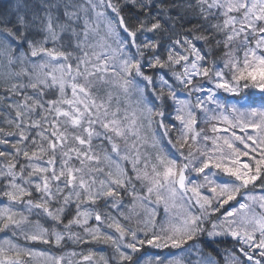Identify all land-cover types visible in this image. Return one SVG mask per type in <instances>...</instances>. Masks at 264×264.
Wrapping results in <instances>:
<instances>
[{
    "label": "snow or ice",
    "instance_id": "1",
    "mask_svg": "<svg viewBox=\"0 0 264 264\" xmlns=\"http://www.w3.org/2000/svg\"><path fill=\"white\" fill-rule=\"evenodd\" d=\"M36 257L264 264V0H0V264Z\"/></svg>",
    "mask_w": 264,
    "mask_h": 264
},
{
    "label": "trees",
    "instance_id": "2",
    "mask_svg": "<svg viewBox=\"0 0 264 264\" xmlns=\"http://www.w3.org/2000/svg\"><path fill=\"white\" fill-rule=\"evenodd\" d=\"M162 215H163V213H162V210H161V214H160V216L157 217V219L158 220L161 219ZM36 247L42 248L44 250L52 251L55 255H63V254L66 255V252H67V250H62V249H58V248H55V247L48 249L47 246H44V245H36ZM227 247H230V245H227Z\"/></svg>",
    "mask_w": 264,
    "mask_h": 264
},
{
    "label": "rangeland",
    "instance_id": "3",
    "mask_svg": "<svg viewBox=\"0 0 264 264\" xmlns=\"http://www.w3.org/2000/svg\"><path fill=\"white\" fill-rule=\"evenodd\" d=\"M36 249L39 250H44L42 248L36 247ZM49 251V250H48ZM51 254L55 255L52 251H49ZM65 255V254H63ZM31 264H45V258L43 257H36L35 259L32 260Z\"/></svg>",
    "mask_w": 264,
    "mask_h": 264
}]
</instances>
